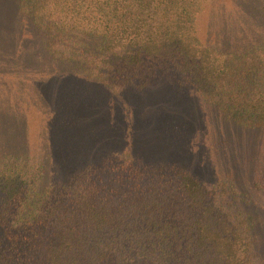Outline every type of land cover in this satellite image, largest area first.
<instances>
[{"label": "trees", "instance_id": "trees-1", "mask_svg": "<svg viewBox=\"0 0 264 264\" xmlns=\"http://www.w3.org/2000/svg\"><path fill=\"white\" fill-rule=\"evenodd\" d=\"M7 15L42 63L111 88L168 82L213 109L221 135L264 133V0H0ZM245 16L254 31L237 35ZM94 153L51 167L38 143L0 147V264L252 263L234 181Z\"/></svg>", "mask_w": 264, "mask_h": 264}, {"label": "rangeland", "instance_id": "rangeland-1", "mask_svg": "<svg viewBox=\"0 0 264 264\" xmlns=\"http://www.w3.org/2000/svg\"><path fill=\"white\" fill-rule=\"evenodd\" d=\"M247 9L241 10L247 14ZM246 17L231 22H242L237 35L254 31ZM5 19L0 21V147L38 143L51 167L73 160L75 153L95 152L89 156L97 159L104 151L154 163L178 160L206 182L228 178L242 194L238 205L252 217L257 253L251 264H264V133L225 125L221 135L216 112L168 82L154 80L141 90L111 88L42 63L24 45L20 25ZM224 137L230 140L222 142Z\"/></svg>", "mask_w": 264, "mask_h": 264}]
</instances>
